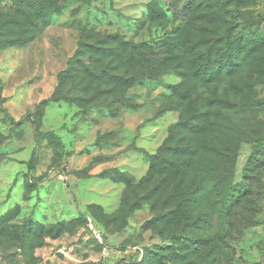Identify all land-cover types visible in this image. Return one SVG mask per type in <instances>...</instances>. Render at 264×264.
Returning a JSON list of instances; mask_svg holds the SVG:
<instances>
[{
  "label": "rangeland",
  "instance_id": "obj_1",
  "mask_svg": "<svg viewBox=\"0 0 264 264\" xmlns=\"http://www.w3.org/2000/svg\"><path fill=\"white\" fill-rule=\"evenodd\" d=\"M16 1L0 0V34L17 41L0 47V264H134L145 257V264H203L204 246L190 252L172 237L182 226L169 215L175 182L161 186L158 174L145 181L150 156L182 115L173 92L180 75L172 67L163 74L75 67L78 72L66 74L61 99H49L85 30L94 39L119 33L156 45L182 22L192 43L232 27L236 38L263 42L256 53L264 57V0H43L46 18L35 28L30 16L36 11L16 14ZM152 4L166 16L153 20ZM97 73L107 77L101 81ZM254 74L264 76V59L246 65L236 90L223 87L220 95L240 100L236 92L253 83ZM115 76L122 80L110 82ZM251 94L263 99L264 84L256 83ZM238 121L260 135L264 107ZM252 148L251 140L240 144L236 182ZM261 176L263 193L255 199L261 223L220 242L215 264H264V167ZM82 216L86 223L74 233L44 238L53 223ZM223 229L213 214L211 226L197 235Z\"/></svg>",
  "mask_w": 264,
  "mask_h": 264
},
{
  "label": "trees",
  "instance_id": "obj_2",
  "mask_svg": "<svg viewBox=\"0 0 264 264\" xmlns=\"http://www.w3.org/2000/svg\"><path fill=\"white\" fill-rule=\"evenodd\" d=\"M24 8L36 11L30 16L32 28L46 18L48 7L43 0H17L15 13ZM149 15L153 20L166 16L155 4L150 6ZM188 28V23L182 22L173 33L160 38L156 45L130 41L119 33L94 39L92 32L85 30L77 52L68 61V68L59 73L58 89L49 100L61 99L60 89L66 84V74L78 72L75 67H89V70L94 67L96 72L98 67H141L143 74L150 71L163 74L172 67L182 78L173 88L179 100L177 109L182 115L169 127L165 143L150 156L149 177L145 181L158 174L161 186L169 179L175 182L169 198L175 202V207L169 215L173 223L182 226L173 231L172 237L190 252H199L204 246L203 264H215L220 242L229 243L228 236H233L234 231L239 236L244 229L261 223L256 216L259 207L255 199L263 193L264 131L257 135L238 119L248 117L256 107H264V98L256 100L251 94L256 83L264 84V76L252 75L251 78L256 75L255 81L236 92L241 94L240 100L237 97L225 99L220 93L223 87L230 94L236 90L234 83L242 77L246 65L256 64V61L263 63L264 57L256 53L257 46L261 50L263 42L252 44L249 38H236L230 27L226 32L220 30L211 38L192 43L183 35ZM90 36L93 39H89ZM4 38L0 34V47L17 42ZM96 77L102 81L107 74L97 73ZM113 78L110 82L122 80L116 76ZM125 82L130 85L134 80ZM245 140H251L253 148L244 176L236 182L235 165L240 144ZM32 157L35 158V153ZM213 214L224 227L223 231L200 238L197 231L205 224L211 226ZM82 218L53 223L44 238L56 239L74 233L86 223L83 222L86 217ZM40 226L43 228L44 224ZM145 260L146 257L134 264H145Z\"/></svg>",
  "mask_w": 264,
  "mask_h": 264
},
{
  "label": "built area",
  "instance_id": "obj_3",
  "mask_svg": "<svg viewBox=\"0 0 264 264\" xmlns=\"http://www.w3.org/2000/svg\"><path fill=\"white\" fill-rule=\"evenodd\" d=\"M60 177H61V178H64V176H63L62 174H60Z\"/></svg>",
  "mask_w": 264,
  "mask_h": 264
},
{
  "label": "crops",
  "instance_id": "obj_4",
  "mask_svg": "<svg viewBox=\"0 0 264 264\" xmlns=\"http://www.w3.org/2000/svg\"><path fill=\"white\" fill-rule=\"evenodd\" d=\"M66 234H70V233H66Z\"/></svg>",
  "mask_w": 264,
  "mask_h": 264
}]
</instances>
